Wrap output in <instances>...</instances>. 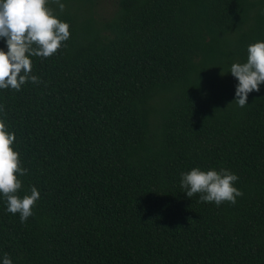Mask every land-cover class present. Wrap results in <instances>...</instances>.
I'll list each match as a JSON object with an SVG mask.
<instances>
[{
	"label": "trees",
	"instance_id": "1",
	"mask_svg": "<svg viewBox=\"0 0 264 264\" xmlns=\"http://www.w3.org/2000/svg\"><path fill=\"white\" fill-rule=\"evenodd\" d=\"M49 0L70 38L0 89L21 223L0 194V264H264V84L233 103V63L264 42V0ZM0 49L7 46L0 39ZM227 169L233 205L181 173Z\"/></svg>",
	"mask_w": 264,
	"mask_h": 264
},
{
	"label": "clouds",
	"instance_id": "2",
	"mask_svg": "<svg viewBox=\"0 0 264 264\" xmlns=\"http://www.w3.org/2000/svg\"><path fill=\"white\" fill-rule=\"evenodd\" d=\"M49 0H0V39L7 46V52L0 49V89H13L17 92L22 85L31 82L41 84L39 77L31 75L32 61L29 57L48 58L61 48L62 42L70 38L69 24L56 18L54 12L46 7ZM60 12L65 10L61 0H53ZM245 63H233L231 75L238 81L233 103L240 108L247 105L248 95L259 92L264 84V42L250 44ZM2 110V109H0ZM15 133L6 129L0 120V194L7 202V211L19 214L20 222L25 223L34 213L32 211L40 199L35 186L30 195L22 198L16 193L22 188L19 176L27 174L21 167L19 153L13 150ZM238 176L227 169L202 171L193 168L181 173L180 186L186 197L200 194L203 203H214L219 207L224 202L235 204L243 193L234 187ZM2 264H12L5 254Z\"/></svg>",
	"mask_w": 264,
	"mask_h": 264
}]
</instances>
